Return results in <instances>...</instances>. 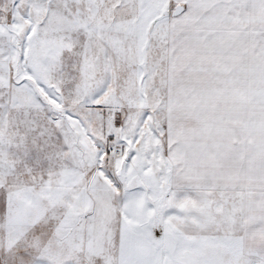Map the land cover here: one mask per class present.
I'll return each mask as SVG.
<instances>
[{
	"label": "snow or ice",
	"instance_id": "obj_1",
	"mask_svg": "<svg viewBox=\"0 0 264 264\" xmlns=\"http://www.w3.org/2000/svg\"><path fill=\"white\" fill-rule=\"evenodd\" d=\"M0 264H264V0H0Z\"/></svg>",
	"mask_w": 264,
	"mask_h": 264
}]
</instances>
